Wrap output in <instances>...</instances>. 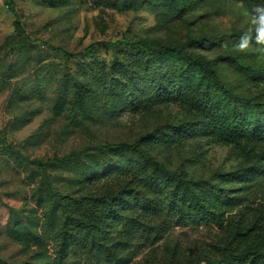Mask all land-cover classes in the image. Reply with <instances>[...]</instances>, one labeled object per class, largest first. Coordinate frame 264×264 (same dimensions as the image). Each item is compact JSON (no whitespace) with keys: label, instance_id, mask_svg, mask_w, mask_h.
Here are the masks:
<instances>
[{"label":"rangeland","instance_id":"obj_1","mask_svg":"<svg viewBox=\"0 0 264 264\" xmlns=\"http://www.w3.org/2000/svg\"><path fill=\"white\" fill-rule=\"evenodd\" d=\"M12 1L11 8L0 0V264H160L166 249L179 252L174 264L232 260L250 248L264 254V174L249 185L224 183L221 176L264 166V151L209 142L198 114L180 104L133 101L144 74L146 83L154 77L138 51L89 49L98 41H201L194 52L224 58L216 70L234 97L264 103V52L232 48L246 27L244 10L264 0H184L180 12L159 0ZM16 23L25 34L16 33ZM54 48L84 53L68 58ZM80 88L96 94L81 97ZM136 141L204 198L214 196L215 219L169 226L128 216V206L150 208L143 189L153 188L162 173L135 152L98 147ZM32 161L50 167L45 172ZM129 167L134 171L123 174ZM220 183L228 185L226 194L216 190ZM54 188L120 205L85 249L45 234L46 226L63 232L65 222ZM130 231L133 239L121 251V236Z\"/></svg>","mask_w":264,"mask_h":264},{"label":"trees","instance_id":"obj_2","mask_svg":"<svg viewBox=\"0 0 264 264\" xmlns=\"http://www.w3.org/2000/svg\"><path fill=\"white\" fill-rule=\"evenodd\" d=\"M165 8L180 12L185 8L184 0H159ZM12 8L14 3L8 0ZM16 33L25 34L19 23H16ZM201 41H189L182 45L151 43L147 40L118 41L115 43L95 42L89 49H100L105 47L121 46L123 49L138 51L144 59L147 70H152L154 77L151 83H146L149 79L147 74L141 82L140 87L131 96V99L141 104L154 105L161 102H173L195 111L200 117L197 123L199 131L209 142L217 145H240L244 149L250 146H258L264 151V103L256 102L254 99H247L241 95L234 97L230 88L220 80L216 65L220 61L217 58L210 60L205 56L194 52ZM68 58H78L84 52L70 53L61 48H54ZM176 59L181 64L174 68L166 64V59ZM142 73H138L140 75ZM140 82V83H141ZM80 96L84 94H96V91L88 88L85 93L80 88ZM242 99V102H241ZM111 102V97L109 95ZM112 103V102H111ZM99 150L115 152H135L147 162L161 171L153 188L143 189L148 198L152 200L150 208H138L131 206L125 209V213L130 217H136L142 222L153 220H165L169 226H184L187 224L200 226L215 219L217 212L214 211L215 197L204 198L198 191L196 184L170 171L166 166L145 149L141 141L133 143H110L100 145ZM264 155V153H263ZM264 161V156L261 158ZM39 165L43 171L47 172L49 164L40 161H32ZM134 169L129 167L123 174H129ZM264 174V166L254 165L251 168L241 169L234 173L221 174L224 183L234 184L243 182L244 184L257 183ZM242 180V181H241ZM244 180V181H243ZM51 186L53 183L50 181ZM224 183L215 186L217 191L226 194L229 187ZM138 188H141L140 185ZM56 200L62 216L65 220L63 232H57L55 227L46 226L45 234L52 240L70 238L76 248L85 249L90 238L102 233V228L107 222L108 216L119 204L115 201L105 199L98 200L87 198L79 200L76 197L62 194L54 188ZM131 197V195L129 196ZM135 231H130L121 236L123 243L119 245L121 251L127 248L126 242L133 239ZM59 238V239H58ZM157 253L158 249L154 250ZM163 252V251H162ZM179 255L166 249L160 264H174L172 258ZM253 256V258H252ZM252 258V259H251ZM252 260V261H251ZM264 254L259 248H250L235 255L232 260H216L206 264H263Z\"/></svg>","mask_w":264,"mask_h":264},{"label":"clouds","instance_id":"obj_3","mask_svg":"<svg viewBox=\"0 0 264 264\" xmlns=\"http://www.w3.org/2000/svg\"><path fill=\"white\" fill-rule=\"evenodd\" d=\"M243 16L246 18V27L233 43V50L239 53H247L253 49L264 52V4H257L250 10L245 9Z\"/></svg>","mask_w":264,"mask_h":264}]
</instances>
